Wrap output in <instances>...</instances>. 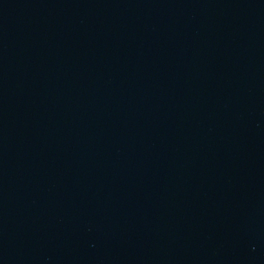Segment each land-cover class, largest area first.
I'll use <instances>...</instances> for the list:
<instances>
[{"label":"water","instance_id":"95a60500","mask_svg":"<svg viewBox=\"0 0 264 264\" xmlns=\"http://www.w3.org/2000/svg\"><path fill=\"white\" fill-rule=\"evenodd\" d=\"M0 264H264V0H0Z\"/></svg>","mask_w":264,"mask_h":264}]
</instances>
